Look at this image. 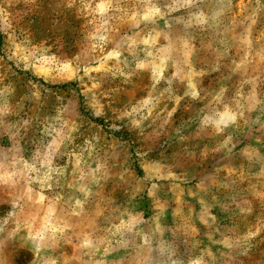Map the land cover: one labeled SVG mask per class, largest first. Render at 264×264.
<instances>
[{"label":"rangeland","instance_id":"rangeland-1","mask_svg":"<svg viewBox=\"0 0 264 264\" xmlns=\"http://www.w3.org/2000/svg\"><path fill=\"white\" fill-rule=\"evenodd\" d=\"M0 264H264V0H0Z\"/></svg>","mask_w":264,"mask_h":264},{"label":"crops","instance_id":"crops-1","mask_svg":"<svg viewBox=\"0 0 264 264\" xmlns=\"http://www.w3.org/2000/svg\"><path fill=\"white\" fill-rule=\"evenodd\" d=\"M127 258H124V260H126Z\"/></svg>","mask_w":264,"mask_h":264}]
</instances>
